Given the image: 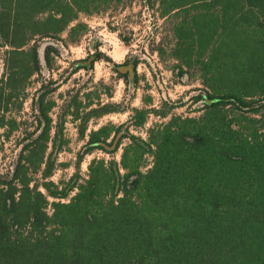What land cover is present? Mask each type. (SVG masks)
Listing matches in <instances>:
<instances>
[{"label": "trees", "instance_id": "obj_1", "mask_svg": "<svg viewBox=\"0 0 264 264\" xmlns=\"http://www.w3.org/2000/svg\"><path fill=\"white\" fill-rule=\"evenodd\" d=\"M114 1L0 0L7 95L40 71L37 44L24 49L35 35H57L80 12ZM155 1L171 18L174 55L192 63L196 52L202 64L203 114L156 134L145 170L138 159L127 164L124 148L123 172L93 158L86 176L76 172L60 189L43 160L50 118L42 93L41 131L22 145L11 173L0 172V264H264V0ZM52 53L46 44L49 67ZM5 121L1 113L0 128ZM107 135L92 130L84 153L105 149Z\"/></svg>", "mask_w": 264, "mask_h": 264}, {"label": "rangeland", "instance_id": "obj_2", "mask_svg": "<svg viewBox=\"0 0 264 264\" xmlns=\"http://www.w3.org/2000/svg\"><path fill=\"white\" fill-rule=\"evenodd\" d=\"M148 1L120 0L93 7L80 12L57 35H35L24 49L37 44L40 71L23 88L16 87L12 96L6 85L10 47L0 37V114H5L7 126L0 128L1 173H11L22 145L41 131L35 101L42 93L50 118L43 160L53 163L47 180L60 189L71 185L74 173L86 176L93 158L113 160L123 172L124 148L127 164L138 159L145 170L153 161L150 145L156 134L170 124L175 129V119L203 114L210 100L202 64L195 62L196 52L192 63L174 55L171 18L161 17L157 1L150 0L151 5ZM74 25L79 26L71 32ZM46 44L58 50L52 53L50 67L43 59ZM112 106L115 111L106 112ZM14 120L17 127L11 129ZM101 127L108 132L105 149L92 147L84 153L89 133ZM79 154L83 155L77 163ZM32 178L41 182L42 174L33 173ZM46 210L52 211L51 204Z\"/></svg>", "mask_w": 264, "mask_h": 264}]
</instances>
